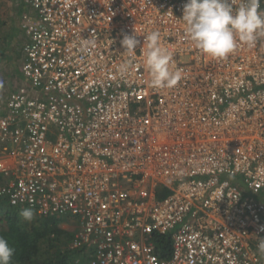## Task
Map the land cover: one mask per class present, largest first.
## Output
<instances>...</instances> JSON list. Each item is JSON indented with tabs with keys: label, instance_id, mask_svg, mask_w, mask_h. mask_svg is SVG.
I'll return each instance as SVG.
<instances>
[{
	"label": "built area",
	"instance_id": "built-area-1",
	"mask_svg": "<svg viewBox=\"0 0 264 264\" xmlns=\"http://www.w3.org/2000/svg\"><path fill=\"white\" fill-rule=\"evenodd\" d=\"M23 2L0 195L70 216L88 264H264V36L211 59L185 35L186 0ZM133 30L141 46L160 33L175 86L150 85L145 46L123 51Z\"/></svg>",
	"mask_w": 264,
	"mask_h": 264
},
{
	"label": "clouds",
	"instance_id": "clouds-1",
	"mask_svg": "<svg viewBox=\"0 0 264 264\" xmlns=\"http://www.w3.org/2000/svg\"><path fill=\"white\" fill-rule=\"evenodd\" d=\"M22 5L25 7L23 0ZM181 18L186 37L204 56L211 59L228 56L238 42L251 46L258 37L264 36V11L260 9V0H243L235 8L229 0H186ZM137 37L134 30L131 34H123L120 41L123 51L131 57L138 46H145L144 64L151 77L150 85L154 88L175 86L180 74L171 70L172 53L161 47L160 33L152 31L145 35L142 46ZM87 43L93 42L89 40ZM20 216L30 223L34 213L31 209H24ZM259 230L264 232V225ZM258 251L264 255V239L259 241ZM13 254L14 249L8 240L0 236V264H10Z\"/></svg>",
	"mask_w": 264,
	"mask_h": 264
},
{
	"label": "trees",
	"instance_id": "trees-1",
	"mask_svg": "<svg viewBox=\"0 0 264 264\" xmlns=\"http://www.w3.org/2000/svg\"><path fill=\"white\" fill-rule=\"evenodd\" d=\"M5 181L0 174V183ZM24 209L34 213L30 223L20 216ZM67 216L38 214L26 204L13 206L7 195H0V236L14 249L10 264H86L90 259V248L73 247L75 229L58 226L60 221L69 223L73 220ZM154 245L161 257L168 256L166 248L171 246L170 238L157 235Z\"/></svg>",
	"mask_w": 264,
	"mask_h": 264
},
{
	"label": "rangeland",
	"instance_id": "rangeland-1",
	"mask_svg": "<svg viewBox=\"0 0 264 264\" xmlns=\"http://www.w3.org/2000/svg\"><path fill=\"white\" fill-rule=\"evenodd\" d=\"M1 5H4V3H6L7 5V1L4 2V0H0ZM22 0H12V4L9 8L3 9V16L0 13V36H5L6 41H9V43H7L6 45H8L7 48H10V50L13 48L12 53L14 55V59L15 62L19 61V54H20V44L23 42L22 39L24 40V37L22 36L21 32L18 33L19 27H20V20L18 18L19 14H20V9L22 7ZM18 11L17 16L16 17H12L13 12ZM3 34V35H1ZM20 37V38H19ZM20 40V42H18L17 40ZM2 39H0L1 41ZM4 40V39H3ZM17 41V42H16ZM16 42V43H14ZM13 43V44H11ZM2 44H4L2 42ZM6 45L4 44L3 49H2V53L0 52V64L4 63V59L3 57H6L8 54H10L9 51H4V47H6ZM11 46H13L11 48ZM3 78H5V76L3 74H0V86L4 83L3 82ZM3 82V83H2ZM1 89V88H0ZM62 222V221H60ZM60 222L58 223L59 227H64L62 226V224H60ZM71 228L69 226H65L64 229H68Z\"/></svg>",
	"mask_w": 264,
	"mask_h": 264
},
{
	"label": "crops",
	"instance_id": "crops-1",
	"mask_svg": "<svg viewBox=\"0 0 264 264\" xmlns=\"http://www.w3.org/2000/svg\"><path fill=\"white\" fill-rule=\"evenodd\" d=\"M5 1L8 2L7 5H6V3H4V5H1V3H0V13L2 14V16L4 14L3 9L9 8L11 6V4H12V0H4V2ZM24 11H25V7L22 6L21 9H20V14L18 16V18H19L20 21H21L22 13ZM17 13H18V11L13 12L12 17L13 18L16 17L17 16ZM20 32H21L22 36L24 37V34H23L21 28L19 27L18 33H20ZM1 35H3V34H1ZM0 39H2L0 41V52L2 53V49H3L4 44L6 45L7 43H9V41H6V38H5L4 35L3 36H0ZM17 41H20V40L18 39ZM22 41H25V37H24V40L22 39ZM2 42L4 44H2ZM14 43H16V42H14ZM11 44H13V43H11ZM7 47H8V45H6V47H4V51H9L10 54H8L6 57H3V59L5 61H4L3 64H0V74H3L5 76V78H3V82L4 83L2 82L3 84L0 86L1 89L3 87H5V86H8V87L14 86L17 83V80L20 78V76H19L20 73H19V69H18L19 61L18 62H15V60H13L14 59L13 58L14 55L11 54L12 53V50H13V48H12L13 46H11V48H12L11 50H10V48H7ZM60 224H62V226H64V227L65 226H69V227H71V228H73V229L76 230L75 224L72 223V221L69 222V223L60 222ZM60 228H62V227H60Z\"/></svg>",
	"mask_w": 264,
	"mask_h": 264
}]
</instances>
